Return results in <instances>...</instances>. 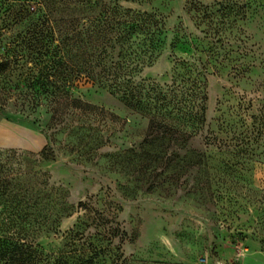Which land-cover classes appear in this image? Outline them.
Instances as JSON below:
<instances>
[{"label":"rangeland","instance_id":"1","mask_svg":"<svg viewBox=\"0 0 264 264\" xmlns=\"http://www.w3.org/2000/svg\"><path fill=\"white\" fill-rule=\"evenodd\" d=\"M115 1L160 16L168 29L159 58L139 78L170 85L204 71L206 122L185 146H145L147 118L87 83L75 96L114 122L87 138L52 125L49 99L34 96L20 71L30 65L20 45L21 0H0V58L11 62L0 74V116L51 137L52 159L16 160L62 187L72 214L34 244L55 254L62 234L85 221L82 202L125 234L102 244L121 254L107 264H264V0ZM192 1L196 11H188ZM9 46L16 53L5 54ZM170 152L177 155L167 159Z\"/></svg>","mask_w":264,"mask_h":264},{"label":"trees","instance_id":"2","mask_svg":"<svg viewBox=\"0 0 264 264\" xmlns=\"http://www.w3.org/2000/svg\"><path fill=\"white\" fill-rule=\"evenodd\" d=\"M21 4L25 36L20 45L30 65L20 71L26 72L24 82L34 96L49 99L52 125L87 138L100 135L107 122H114L116 116L75 96L77 86L88 83L108 90L127 109L147 118L150 140L143 141L145 146H185L202 130L207 102L204 71L189 72L170 85L139 78L166 44L163 18L124 9L115 0H21ZM190 5L188 11H196L198 4ZM6 48L5 54L16 53L18 46ZM10 66L8 59L0 58V74ZM46 139L38 154L0 147V264H107L111 256L119 260L116 249L102 244L122 238L124 232L106 228L111 222L90 214L93 210L82 202L77 206L85 212V221L62 234L55 254L34 244L36 234H56L60 220L72 215L62 187L51 185L41 169L16 160L25 155L52 159V139ZM104 143L101 138L97 146ZM176 155L170 152L165 157ZM90 228L95 232L89 233Z\"/></svg>","mask_w":264,"mask_h":264},{"label":"crops","instance_id":"3","mask_svg":"<svg viewBox=\"0 0 264 264\" xmlns=\"http://www.w3.org/2000/svg\"><path fill=\"white\" fill-rule=\"evenodd\" d=\"M45 144V135L30 124L8 121L0 116L1 148L38 152L42 150Z\"/></svg>","mask_w":264,"mask_h":264}]
</instances>
